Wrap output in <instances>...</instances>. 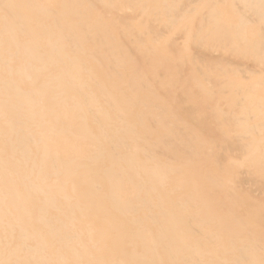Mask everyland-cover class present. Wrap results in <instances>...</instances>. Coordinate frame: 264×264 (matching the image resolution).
Masks as SVG:
<instances>
[{"label":"bare ground","instance_id":"bare-ground-1","mask_svg":"<svg viewBox=\"0 0 264 264\" xmlns=\"http://www.w3.org/2000/svg\"><path fill=\"white\" fill-rule=\"evenodd\" d=\"M0 264H264V0H0Z\"/></svg>","mask_w":264,"mask_h":264}]
</instances>
